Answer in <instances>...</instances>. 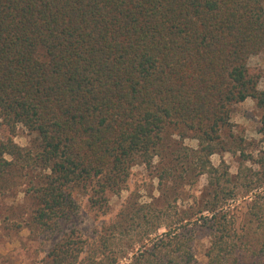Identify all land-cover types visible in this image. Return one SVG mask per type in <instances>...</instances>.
Returning <instances> with one entry per match:
<instances>
[{
  "label": "trees",
  "instance_id": "1",
  "mask_svg": "<svg viewBox=\"0 0 264 264\" xmlns=\"http://www.w3.org/2000/svg\"><path fill=\"white\" fill-rule=\"evenodd\" d=\"M263 48L264 0H0V180L18 162L46 171L33 218L50 231L74 210V189L95 182L101 193L116 191L131 162L150 163L165 131L181 126L196 135V164L216 181V195L263 185L254 214L264 225V155L256 186L242 166L235 184L220 186L232 179L210 160L231 105L252 96L264 109L246 66ZM18 123L34 139L30 148L12 139ZM165 221L163 212H143L138 227L155 231ZM166 227L169 241L177 232ZM223 229L208 264L237 262ZM115 230L127 229L117 222ZM158 242L128 257L109 233L89 243L71 231L44 264H192L187 242L169 241L164 252Z\"/></svg>",
  "mask_w": 264,
  "mask_h": 264
},
{
  "label": "rangeland",
  "instance_id": "2",
  "mask_svg": "<svg viewBox=\"0 0 264 264\" xmlns=\"http://www.w3.org/2000/svg\"><path fill=\"white\" fill-rule=\"evenodd\" d=\"M256 54L264 57V48ZM253 75L258 83L261 76H264V68L258 67ZM237 104L231 105V114L242 111L243 115L255 124V131L260 133L264 109L256 105L254 110H242L236 107ZM233 128H238L239 132H233ZM244 131V126L234 124L230 120L229 125L221 130L220 137L212 144L213 153L220 156L219 165H214L210 159L212 164L218 166L219 172L227 170L229 178L232 179V182L228 183L224 177L221 178L220 186L225 188L237 182V171H229L233 163L236 168L244 167L252 186L261 182L256 180L259 168L248 166L246 161L258 165L259 159L264 155V147H261L264 138L247 139ZM6 132L7 127L0 118V139L5 137ZM23 135L30 138L26 132ZM185 139L198 141L196 135L187 128H168L150 163L133 160L125 180L116 191L106 190L101 193L95 182L88 183L82 189H74V210L70 215L58 219L54 229L50 231H45L37 225L33 218L38 207V199L33 191L42 183L46 171L41 168L32 169L21 162L12 165L8 174L0 180V264H44L48 251L71 231H75L89 243L96 242L105 233H109L122 251L127 250L128 257L132 256L141 244L152 241L154 237L155 243L161 237L165 238L163 242H158L156 247L163 252L167 242L185 241L192 246V264H208L205 253L211 247L215 236L220 234L219 227L224 228L228 240L233 242L236 248L237 262L234 264H264V225L259 223L254 214V200H257V194L263 185L254 187L248 194L243 193L239 185L233 191L229 192L228 188L226 193L216 195V181L212 177L210 179L214 180V183H211L207 176V182L199 187L200 178L205 174L200 172L201 167L196 164L197 150L200 147L198 144L196 147L186 144ZM29 141L34 139L30 138ZM29 144L28 142L23 147L30 148ZM256 149H259V153L254 156ZM226 152L231 153L232 162H225ZM134 165L142 167L132 172ZM130 177H133L134 188L126 198L121 199V191L129 188ZM135 177H140L142 182H138ZM153 179L158 182L154 184ZM141 188L151 197L150 202H140ZM154 190L159 192L158 196L153 194ZM196 191L200 192L199 196L195 194ZM229 193L233 195L229 197ZM113 196L116 200L110 203ZM189 201L191 203H188ZM156 210L166 215V221L163 223L165 225L158 228H166L163 233L158 229L154 231L152 223L147 227H138L143 212ZM117 222H121L127 230L110 232ZM167 225L174 226L171 230L173 234L177 232V236L169 241V235H166L169 230ZM146 232H149V235ZM41 253L44 255L41 256ZM231 261L232 258L228 259L227 264Z\"/></svg>",
  "mask_w": 264,
  "mask_h": 264
},
{
  "label": "clouds",
  "instance_id": "3",
  "mask_svg": "<svg viewBox=\"0 0 264 264\" xmlns=\"http://www.w3.org/2000/svg\"><path fill=\"white\" fill-rule=\"evenodd\" d=\"M246 66L248 67L249 74L251 75V74L255 73L258 70V67L259 68H264V57H262L261 54L251 55L248 58V61H247V65ZM257 89L258 90H264V76H261L260 80L258 81V83H257ZM236 107L239 108V109H242V110H254L255 107H256V101H255V99L252 96H245V98L242 101H239L238 102V104L236 105ZM259 118H260V116L258 115L257 116V119H259ZM230 120L234 124H238V125L244 126L245 131H244L243 134L245 135V137L247 139L255 138L256 140H260L262 137H264V133H257L255 131V124L252 121H250L249 119H247L243 115V112L242 111L233 112L231 114V116H230ZM249 125H252V126L249 127ZM21 128L24 129V132H27V128H25L22 123H18L17 124V130H18L17 131V135L13 136L12 139L14 140L15 143H17V144H19L21 146H25V145L28 144L30 138L28 136H26V135L20 134L19 130ZM233 132H239V129L238 128H233ZM174 135H176V134H174ZM185 143L186 144H191L193 147H196L197 144H198V141L195 140V139H193V140L185 139ZM261 147H264V144H262ZM258 153H259V149H256L253 152V155L254 156H257ZM238 154L239 153H237V155ZM5 157L7 159H11V157L7 156V154H5ZM210 159L212 160V162H213L214 165H219V163H220V156L218 154L213 153L212 156L210 157ZM224 160H225V162H232L231 161V153L226 152L224 154ZM246 164L248 166H252V167L259 168V165H252L251 164V161H246ZM141 167H142L141 165H134L132 167L131 171L132 172H136ZM229 171L231 173H235L237 171L236 165L234 163H233V166L229 169ZM206 177H207V173H205L203 176H201L200 182H199V187H202L207 182ZM135 179L138 182H142L141 179H140V177H135ZM132 180H133V177H130L129 178V181H128L129 188L126 189V190H122L121 191V199L126 198L129 195L130 191L133 190L134 185L132 183ZM157 182L158 181L156 179H153V183L154 184L157 183ZM140 191L142 193L140 202L141 203L150 202L151 197H149L147 195L146 190L143 189V188H141ZM153 194L158 196L159 195V192L154 190V193ZM195 194L197 196H199L200 195V192L199 191H196ZM115 200H116V197L113 196L112 197V200L110 201V203L114 202ZM188 203H191V201H189ZM165 230H166V228H164V227H161L160 229H158V231L161 232V233H163ZM25 231H27V230H25ZM43 255L44 254L41 253V256H43ZM82 257H83V254L81 255V258ZM121 264H125V262L124 261H121ZM127 264H130V261L127 262Z\"/></svg>",
  "mask_w": 264,
  "mask_h": 264
}]
</instances>
